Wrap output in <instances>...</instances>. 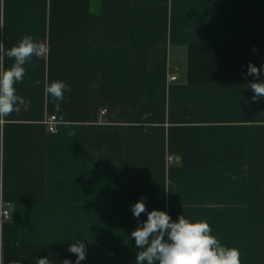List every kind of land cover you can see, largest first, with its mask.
Returning <instances> with one entry per match:
<instances>
[{
	"label": "crops",
	"instance_id": "crops-1",
	"mask_svg": "<svg viewBox=\"0 0 264 264\" xmlns=\"http://www.w3.org/2000/svg\"><path fill=\"white\" fill-rule=\"evenodd\" d=\"M0 25L5 50L47 49L14 85L29 110L0 118V264H75L77 239L81 264H135L142 196L264 264V98L246 75L264 65V0H0Z\"/></svg>",
	"mask_w": 264,
	"mask_h": 264
},
{
	"label": "clouds",
	"instance_id": "clouds-1",
	"mask_svg": "<svg viewBox=\"0 0 264 264\" xmlns=\"http://www.w3.org/2000/svg\"><path fill=\"white\" fill-rule=\"evenodd\" d=\"M252 50L255 52V47ZM43 51V43L34 40L31 35H25L7 50L4 43L0 42V69L5 56L13 61L10 67L0 70V118L29 110L31 100L17 94L14 85L23 82L27 73L26 65L31 64L35 70L33 57L40 58ZM261 68H264V65ZM261 68L251 62L247 65L246 75L255 78L248 83V87L254 93L251 97L253 102L264 98V80H259ZM39 85L40 81L36 80L34 86ZM66 91L70 92L71 88L62 80H55L44 86V92L52 97L57 111L61 110L59 101L65 99ZM145 200L146 198L142 196L131 206L133 216L138 221L137 227L129 237L135 240V245L139 249L136 252L135 264H241L240 251L224 245L219 238L211 235L212 230L207 221H190L183 214L173 220L166 211L158 209L149 211ZM143 213L147 214L146 220H140ZM68 251L75 254V264H81V261L87 258V248L82 239L71 243ZM10 264H22V261H12ZM36 264L52 262L47 256L37 257ZM63 264L73 262L64 259Z\"/></svg>",
	"mask_w": 264,
	"mask_h": 264
},
{
	"label": "built area",
	"instance_id": "built-area-1",
	"mask_svg": "<svg viewBox=\"0 0 264 264\" xmlns=\"http://www.w3.org/2000/svg\"><path fill=\"white\" fill-rule=\"evenodd\" d=\"M47 52V49L44 47V51L42 54H45ZM177 79V74L173 73L171 74V76L169 77V80L171 81H174ZM106 112V109H102L101 110V113L104 114ZM57 117L52 115L48 118L47 120V126H48V129L49 131L51 132H55L56 131V125H57ZM173 158L171 157L170 160H172ZM2 187V183H1V180H0V188ZM10 216V211L8 208H5L4 206H1L0 208V221H4V220H7Z\"/></svg>",
	"mask_w": 264,
	"mask_h": 264
}]
</instances>
